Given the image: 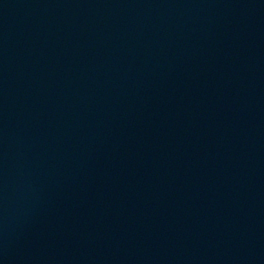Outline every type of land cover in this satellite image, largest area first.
Masks as SVG:
<instances>
[{
	"label": "water",
	"instance_id": "obj_1",
	"mask_svg": "<svg viewBox=\"0 0 264 264\" xmlns=\"http://www.w3.org/2000/svg\"><path fill=\"white\" fill-rule=\"evenodd\" d=\"M0 264H264V0H0Z\"/></svg>",
	"mask_w": 264,
	"mask_h": 264
}]
</instances>
